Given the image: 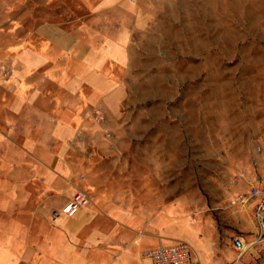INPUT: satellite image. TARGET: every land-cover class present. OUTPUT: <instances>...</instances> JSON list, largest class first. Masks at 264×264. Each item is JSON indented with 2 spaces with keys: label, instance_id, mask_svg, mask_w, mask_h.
I'll use <instances>...</instances> for the list:
<instances>
[{
  "label": "rangeland",
  "instance_id": "obj_1",
  "mask_svg": "<svg viewBox=\"0 0 264 264\" xmlns=\"http://www.w3.org/2000/svg\"><path fill=\"white\" fill-rule=\"evenodd\" d=\"M263 182L264 0H0V240L18 264L79 190L98 212L77 248L144 239L148 264V235L194 223L210 260L264 264L239 211Z\"/></svg>",
  "mask_w": 264,
  "mask_h": 264
},
{
  "label": "crops",
  "instance_id": "obj_2",
  "mask_svg": "<svg viewBox=\"0 0 264 264\" xmlns=\"http://www.w3.org/2000/svg\"><path fill=\"white\" fill-rule=\"evenodd\" d=\"M118 48L120 55H115L113 49ZM112 50L107 51L113 57H120L122 51L118 46L113 47ZM112 51V52H111ZM264 186L263 183L252 185V187ZM74 194V193H73ZM70 196L58 209L57 214L52 219V222L43 221L50 230V233L41 246V261L39 264H142L139 259V250L145 246L146 241L136 240L134 242H116L113 247L107 252H103L99 247L98 235L96 231L90 232L87 237V242L84 248L76 247V236L84 230L97 216L96 210L91 208L88 204L78 207L71 211L68 206L71 202ZM248 194V193H247ZM255 202L249 200L243 203L239 211L249 225L255 227L258 233L259 225L254 216ZM171 213V212H170ZM188 229L184 232L174 231L172 224L162 227L156 231L154 235H148L147 242L151 247L159 245H169L177 241H184L188 243L192 249L194 256L199 260L200 264H217L214 260H210L211 240L201 237L199 235V227L193 223L188 225ZM158 230V229H157ZM97 235V236H96ZM139 238V237H138ZM241 239V238H240ZM242 240V239H241ZM20 244L11 236H7L0 240V264H18V250ZM88 252L92 254L87 257Z\"/></svg>",
  "mask_w": 264,
  "mask_h": 264
},
{
  "label": "built area",
  "instance_id": "obj_3",
  "mask_svg": "<svg viewBox=\"0 0 264 264\" xmlns=\"http://www.w3.org/2000/svg\"><path fill=\"white\" fill-rule=\"evenodd\" d=\"M89 196L83 191H77L69 203V210L73 211L80 206L89 203ZM249 200L255 202L254 216L259 225V236L264 237V186L252 187L245 197L240 199V203ZM57 213H55L56 215ZM243 241L238 237L235 239V247L241 249ZM148 264H200L194 256L190 245L184 241H177L169 245H159L146 249L142 255Z\"/></svg>",
  "mask_w": 264,
  "mask_h": 264
}]
</instances>
